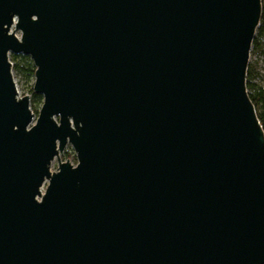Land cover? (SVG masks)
Segmentation results:
<instances>
[{
	"label": "water",
	"instance_id": "water-1",
	"mask_svg": "<svg viewBox=\"0 0 264 264\" xmlns=\"http://www.w3.org/2000/svg\"><path fill=\"white\" fill-rule=\"evenodd\" d=\"M262 15L263 0H0V264H264ZM11 54L36 66L38 114Z\"/></svg>",
	"mask_w": 264,
	"mask_h": 264
},
{
	"label": "trees",
	"instance_id": "trees-1",
	"mask_svg": "<svg viewBox=\"0 0 264 264\" xmlns=\"http://www.w3.org/2000/svg\"><path fill=\"white\" fill-rule=\"evenodd\" d=\"M263 47H264V0H263V15H262L261 23L257 30V35L254 39L253 51L260 50ZM11 60L13 62L14 71L18 72L27 82H31V93H32L31 107L32 110L36 114H38L43 105L44 98L42 95H39L34 91L36 66L32 58L24 54H12ZM248 90H249V95L256 106L259 119L264 127V78L258 71L256 64L254 63H251L248 69ZM63 153L64 155L62 157L65 160H73V161L77 160L76 154L73 150H72L73 155H71V153L69 152L66 153L65 151Z\"/></svg>",
	"mask_w": 264,
	"mask_h": 264
},
{
	"label": "rangeland",
	"instance_id": "rangeland-1",
	"mask_svg": "<svg viewBox=\"0 0 264 264\" xmlns=\"http://www.w3.org/2000/svg\"><path fill=\"white\" fill-rule=\"evenodd\" d=\"M12 55V54H11ZM10 55V57H11ZM254 63L256 64V67L258 69V71L260 72V74L262 75V77L264 78V47L260 50L257 51H251V57H250V64ZM14 77H15V81L17 83L18 89L20 91V94L22 96L24 95H30L32 98V93H31V82H27L18 72L14 71ZM259 81V80H258ZM41 107V106H40ZM39 107V109H40ZM72 150L75 152V150L72 147H68V149L66 150V153H71L72 154ZM76 154V153H75ZM73 159V158H72ZM62 160L65 161V159L62 157ZM71 162L73 164H77V160L73 161L71 160ZM58 167V163L53 164L52 169L56 170Z\"/></svg>",
	"mask_w": 264,
	"mask_h": 264
}]
</instances>
